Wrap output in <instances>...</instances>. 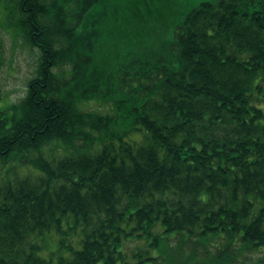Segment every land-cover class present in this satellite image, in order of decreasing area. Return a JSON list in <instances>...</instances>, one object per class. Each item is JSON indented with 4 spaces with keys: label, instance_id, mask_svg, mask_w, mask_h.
<instances>
[{
    "label": "trees",
    "instance_id": "obj_1",
    "mask_svg": "<svg viewBox=\"0 0 264 264\" xmlns=\"http://www.w3.org/2000/svg\"><path fill=\"white\" fill-rule=\"evenodd\" d=\"M3 8L36 53L0 109V264H264V0H204L173 63L102 53V0Z\"/></svg>",
    "mask_w": 264,
    "mask_h": 264
},
{
    "label": "rangeland",
    "instance_id": "obj_2",
    "mask_svg": "<svg viewBox=\"0 0 264 264\" xmlns=\"http://www.w3.org/2000/svg\"><path fill=\"white\" fill-rule=\"evenodd\" d=\"M204 0H102L107 18L102 26L106 39L102 53L124 52L140 54L144 60L165 57L173 63L171 42L177 26L185 15ZM4 0H0V20L4 18ZM99 8V5H98ZM35 49L13 38L11 31L0 29V109L17 102L26 92V79L34 68ZM95 108V103L88 106ZM101 109V108H100ZM123 127H128V123ZM136 136L132 134L131 137ZM190 247V245H186ZM259 254L253 253L252 260ZM250 264V263H249ZM258 264H262L258 262Z\"/></svg>",
    "mask_w": 264,
    "mask_h": 264
}]
</instances>
